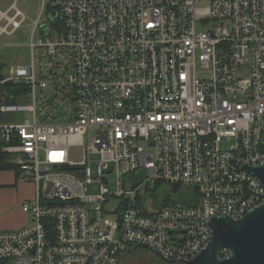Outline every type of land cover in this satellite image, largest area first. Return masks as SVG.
Returning <instances> with one entry per match:
<instances>
[{
	"label": "built area",
	"instance_id": "obj_1",
	"mask_svg": "<svg viewBox=\"0 0 264 264\" xmlns=\"http://www.w3.org/2000/svg\"><path fill=\"white\" fill-rule=\"evenodd\" d=\"M24 20L15 2L0 10V36ZM28 46L30 62L0 74L28 87L0 103L17 114L0 120V142L34 196L27 225L0 228V259L121 264L143 247L183 263L211 217L264 201L243 169L264 162V0H42ZM161 184L195 203L156 206Z\"/></svg>",
	"mask_w": 264,
	"mask_h": 264
},
{
	"label": "water",
	"instance_id": "obj_2",
	"mask_svg": "<svg viewBox=\"0 0 264 264\" xmlns=\"http://www.w3.org/2000/svg\"><path fill=\"white\" fill-rule=\"evenodd\" d=\"M6 96L3 92L1 99ZM60 168L69 169L67 165ZM243 169L264 187V162ZM208 225L211 237L206 246L182 264H264V201L239 218L211 217Z\"/></svg>",
	"mask_w": 264,
	"mask_h": 264
},
{
	"label": "rangeland",
	"instance_id": "obj_3",
	"mask_svg": "<svg viewBox=\"0 0 264 264\" xmlns=\"http://www.w3.org/2000/svg\"><path fill=\"white\" fill-rule=\"evenodd\" d=\"M15 2L16 6L25 15V20L21 26L13 33H3L0 36V66H3L1 70L2 74H6L7 70L11 66L25 65L30 62V49L28 46V40L31 31L32 21L35 20L40 12L42 0H0V10L5 11L7 8ZM11 13V12H10ZM43 17V16H42ZM4 24V20L1 22ZM203 27L202 25L198 28ZM45 30L49 28L44 27ZM38 90V96L40 95ZM46 98H52L57 94L56 88L53 85L48 87L41 92ZM57 100H61L58 96ZM56 103V102H55ZM64 104L68 105V100H64ZM51 109L49 108V111ZM15 113H6L3 115V121H8L16 118ZM232 143V140H223L221 146L228 148ZM70 158L74 161H80L82 154L79 148L71 146L69 148ZM93 158V157H92ZM108 179V183H105L106 187L111 191L116 187V179L114 174L105 175ZM99 191V183L94 182L87 185V193H97ZM151 197L156 206H162L167 197L171 198V202H178L180 195L174 193L171 187L167 184H161V186L155 190ZM29 216V215H28ZM121 264H181L164 261L157 257L148 249L139 247L136 250L128 252Z\"/></svg>",
	"mask_w": 264,
	"mask_h": 264
},
{
	"label": "crops",
	"instance_id": "obj_4",
	"mask_svg": "<svg viewBox=\"0 0 264 264\" xmlns=\"http://www.w3.org/2000/svg\"><path fill=\"white\" fill-rule=\"evenodd\" d=\"M34 196L31 182L18 177L15 169L0 168V228L15 229L28 224L22 204Z\"/></svg>",
	"mask_w": 264,
	"mask_h": 264
},
{
	"label": "trees",
	"instance_id": "obj_5",
	"mask_svg": "<svg viewBox=\"0 0 264 264\" xmlns=\"http://www.w3.org/2000/svg\"><path fill=\"white\" fill-rule=\"evenodd\" d=\"M3 69V66L0 68V74H1V70ZM28 90V87L26 86V84H24L23 82L21 83H14V82H10V83H5L0 85V103L1 102H17L20 100H23L21 98H19L18 96L21 94H25ZM3 92H5L7 94L5 99H1ZM10 95H12L13 97L11 98ZM3 115L0 114V120H2ZM3 142H0V168H11V169H15L16 173H17V166L15 164H13L12 162H10L7 158V155L1 151ZM139 175V172H137ZM137 175V174H136ZM138 181V179H134V182ZM171 190L174 193H179L180 195V199L179 202L180 203H184V204H194L195 200H191L187 197V195H185L184 191H180L179 187H172ZM180 191V192H179ZM170 197H167L166 200L164 201L165 204L170 202ZM0 264H9L8 261L0 259ZM182 264V263H181Z\"/></svg>",
	"mask_w": 264,
	"mask_h": 264
}]
</instances>
